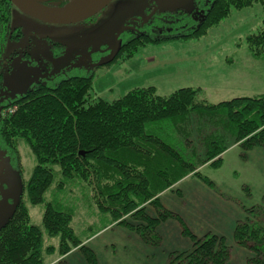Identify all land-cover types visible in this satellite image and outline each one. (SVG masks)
Masks as SVG:
<instances>
[{
  "label": "trees",
  "instance_id": "16d2710c",
  "mask_svg": "<svg viewBox=\"0 0 264 264\" xmlns=\"http://www.w3.org/2000/svg\"><path fill=\"white\" fill-rule=\"evenodd\" d=\"M253 3L264 8V0H210L196 25L193 13L181 12L188 19L181 20L178 29L182 31L175 38L203 36L232 9L242 10ZM11 7L8 0H0V59L7 38L13 39L17 31L10 26ZM141 39L127 44L123 51L134 49L137 43L167 38L149 34ZM246 42L252 56L264 57V27ZM92 77L59 79L50 89L37 85L0 110V151L18 156V144L23 141L35 160L20 200L0 227V264H45V254H52L55 248L60 258L77 249L86 264H98L84 241L114 223L136 233L144 243L158 246L160 237L154 229L173 217L159 206L160 193L189 175L212 186L198 169L206 164L220 168L229 143L238 144L244 152L264 148V93L211 104L198 100L199 89L180 88L161 97L148 87L107 102L92 99ZM9 109L13 112L8 113ZM55 175L59 176L56 189L66 185L83 188L110 220L81 239L71 226V207L63 210L49 202L41 226L31 224L26 205L44 203ZM146 204L156 208V217L145 213ZM174 218L191 248L171 254L168 264H228L229 247L222 238L211 234L197 238L179 217ZM43 232L58 238L55 248L43 246ZM233 241L254 252L250 264H264L263 228L248 221L239 223ZM57 264L67 263L61 258Z\"/></svg>",
  "mask_w": 264,
  "mask_h": 264
},
{
  "label": "rangeland",
  "instance_id": "374dc122",
  "mask_svg": "<svg viewBox=\"0 0 264 264\" xmlns=\"http://www.w3.org/2000/svg\"><path fill=\"white\" fill-rule=\"evenodd\" d=\"M201 1L203 4L198 5L196 0H113L93 22L73 25L43 23L12 6L10 24L18 27L21 34L18 40L6 43L0 96L11 100L39 82L53 84L58 77L89 73L93 76L92 99L101 98L107 102L135 88L148 87H153L161 97L180 88L199 89L198 100L211 104L263 94L264 57L252 56L246 39L264 27V8L253 3L242 10L232 9L218 26L210 28L203 36L170 38L181 33L182 30L177 28L181 20L188 19L181 17L179 12L193 13L195 17H191L196 19L195 25L202 20L206 8L203 5L210 0ZM152 7L156 8V14L146 26L140 27V31L149 34L161 31L158 37L167 39L157 43H137L136 51L122 49L111 62L102 66L90 64L89 56L94 63L106 62L115 49V35L122 25L133 18L143 21ZM184 28L187 30V26ZM131 50L135 51L132 55ZM14 51L17 54L11 57ZM194 142L198 153H202L200 143ZM223 155L220 168L214 169L206 164L198 169L212 186L195 177L180 187L178 181L162 192L164 196L159 197L162 193L157 196L161 209L171 212L173 217L154 229L160 237L159 245H146L160 250L159 231H168V220H174L171 225H177L175 215L197 238L207 234L222 238L229 247L228 264H250L254 252L237 246L233 234L236 225L245 221L264 229V148L244 152L238 144L229 143ZM34 166V157L23 141L18 144V156L0 151V227L20 200L22 185L29 180ZM58 180L59 176L55 175L43 204L26 205L31 224L41 226L44 206L49 202L59 204L63 210L71 207V226L78 238H85L90 230L99 229L107 222L108 216L99 211L90 193L83 188L68 187L70 185L58 190L55 188ZM143 207L146 214L156 217V208L148 204ZM128 218L125 220L131 222ZM110 226L117 225H107L105 232L100 231L104 233L98 239L85 244L100 264H148L149 260L157 264L158 255L152 256L144 249L133 250L132 237L126 239L121 231L110 230ZM186 242L189 250L191 242L186 237L182 240L171 238L166 245L185 248ZM57 243V237L49 238L43 232L45 248H55ZM181 252L184 251L168 252L165 264L171 254ZM61 258L66 262L64 257ZM61 258L55 248L52 254H45V264L57 263Z\"/></svg>",
  "mask_w": 264,
  "mask_h": 264
},
{
  "label": "water",
  "instance_id": "95a60500",
  "mask_svg": "<svg viewBox=\"0 0 264 264\" xmlns=\"http://www.w3.org/2000/svg\"><path fill=\"white\" fill-rule=\"evenodd\" d=\"M8 1L11 3L12 6L16 7L22 13L43 23L55 24V25H73V24L81 23L85 20L94 17L102 10H104L113 0H88L80 7L71 11H62V9L67 4L59 8H49L41 4V2L43 1H52V0H8ZM155 11L156 8L153 7L151 13L146 17L143 23L147 22L148 19L155 13ZM127 30L129 29L123 28L118 31V33L115 35V49L112 55L106 62L97 64L96 67L111 62L117 56L121 48V40L118 39V37L122 32Z\"/></svg>",
  "mask_w": 264,
  "mask_h": 264
},
{
  "label": "crops",
  "instance_id": "0c3cea01",
  "mask_svg": "<svg viewBox=\"0 0 264 264\" xmlns=\"http://www.w3.org/2000/svg\"><path fill=\"white\" fill-rule=\"evenodd\" d=\"M233 148V147H232ZM223 157L224 155L222 156V162H223ZM193 178L195 177H186L184 179H182L181 181H179V183L177 184L178 187H180L182 184L188 182L189 180H192ZM168 192V191H167ZM164 193L160 194V198L162 197ZM164 196V195H163ZM162 200V199H160ZM236 210H238V208H236ZM197 212V211H195ZM180 216V215H179ZM174 220H168L166 222H168L167 224L170 225V227L168 228V231H164V232H160L159 231V234L161 236V241H162V245L161 247L159 248L160 250H155V248H152L151 246H148L146 245L145 243H142L141 240L137 237V236H134L132 232L126 230L125 228L123 227H120V226H110L109 229L110 230H113L115 229L116 230H119L121 231L124 235H125V238L126 239H130V237H132V240L133 242L131 243V246L133 248V250H141V249H144L146 251H148V254L152 255V256H155V255H158L159 256V260L157 262V264H165V257L166 255L168 254V252H171V251H186L188 248H189V244L186 242V247L185 248H181V246H167L166 245V241L168 240H171V238H178L179 240H182V238L184 237L182 234H181V229H180V225L179 223L177 225L172 224ZM177 222V221H176ZM175 223V222H174ZM166 224V225H167ZM231 229H233V226H231ZM108 230V228H107ZM102 231H106L105 230H102ZM103 232V233H104ZM102 233V234H103ZM101 232L97 233L95 236H93L92 238H89V240H87L84 244L88 243V242H93L95 241L96 239H98L101 235ZM185 238V237H184ZM65 260H66V263L67 264H86L84 258L82 257V255L78 252L77 249H73L72 251H70L68 254H66L64 256ZM148 258H149V255H148ZM160 259L162 261H160ZM98 261V260H97ZM155 261L152 260V262L149 260L148 261V264H154ZM99 263V261H98ZM50 264H57L56 261H53L51 262ZM100 264V263H99ZM102 264V263H101Z\"/></svg>",
  "mask_w": 264,
  "mask_h": 264
},
{
  "label": "flooded vegetation",
  "instance_id": "af4514ba",
  "mask_svg": "<svg viewBox=\"0 0 264 264\" xmlns=\"http://www.w3.org/2000/svg\"><path fill=\"white\" fill-rule=\"evenodd\" d=\"M58 1V0H57ZM57 1H55V2H41V4L43 5V6H46V7H49V8H53V7H62V6H64L65 4H67V0H59V2H62L63 4L62 5H58V2ZM201 0H196V3L199 5L201 2H200ZM203 4V3H202ZM209 4H210V2H209ZM203 6H205V4L203 5ZM152 9H153V7L151 8V9H149V11H148V15L151 13V11H152ZM180 13V12H179ZM156 14V11H155V13L148 19V21L147 22H145V23H143V21L146 19V17L148 16H146L145 17V19H143V21H141L140 19L138 20V19H128L122 26V28H120V29H123V28H128L129 30H127V31H124V32H122L120 35H119V37H118V39H120L121 40V48H120V51L122 50V49H124V46H126L127 44L129 45V44H131L133 41H135V40H137V41H140V39L141 38H143V37H147L148 35H149V32H146V31H140V27L141 26H146L150 21H151V19L154 17V15ZM98 15L99 14H97V15H95L94 17H92V18H90V19H88V20H85V21H83V22H81V23H91V22H93L94 20H96V18L98 17ZM10 26H11V24H10ZM180 27V26H179ZM11 28H13V29H16L17 31L15 32V37L13 38V39H10V36L7 38V40H6V42H5V44H4V47H3V51H2V58L0 59V91H1V77H2V73H1V67H2V64H3V62L5 61V55H4V50H5V46H6V43L9 41V40H18V38H19V36H20V34H21V31L19 30V28L18 27H12L11 26ZM178 29V28H177ZM160 33H161V31H157V33H154V34H150V35H154L155 37H157L158 39H160V38H164V37H158L159 35H160ZM125 36V37H124ZM173 37H175L174 35L172 36V37H170V38H173ZM167 38V37H166ZM142 40V39H141ZM119 51V52H120ZM17 54V52L16 51H14L12 54H11V57L13 56V55H16ZM119 54V53H118ZM117 54V55H118ZM89 61H90V64L91 65H97V63H94L95 61L93 60V58H92V56H89ZM80 70H85V69H79V71ZM89 74H92V73H89ZM60 79H65V78H60ZM57 80H59V77H58V79ZM55 83H53V84H51V83H49V84H45V83H43V82H39V83H37L35 86H37V85H45V87L47 88V89H50L51 87H53V85H54ZM35 86H33V87H35ZM33 87H31V88H33ZM30 88V89H31ZM30 89H28V90H30ZM28 90H26L22 95H18V96H16L14 99H11V100H7L6 99V97H4V96H0V110H2V107L4 106V105H10L13 101H15L16 99H18V98H21V97H23V95L28 91Z\"/></svg>",
  "mask_w": 264,
  "mask_h": 264
},
{
  "label": "bare ground",
  "instance_id": "6f19581e",
  "mask_svg": "<svg viewBox=\"0 0 264 264\" xmlns=\"http://www.w3.org/2000/svg\"><path fill=\"white\" fill-rule=\"evenodd\" d=\"M69 2L67 5L62 9V11H71L74 10L84 3H86L88 0H68Z\"/></svg>",
  "mask_w": 264,
  "mask_h": 264
},
{
  "label": "built area",
  "instance_id": "2783aa9c",
  "mask_svg": "<svg viewBox=\"0 0 264 264\" xmlns=\"http://www.w3.org/2000/svg\"><path fill=\"white\" fill-rule=\"evenodd\" d=\"M7 112H8V113H11V112H13V109H9ZM3 114H4V113H3ZM5 114H6V112H5Z\"/></svg>",
  "mask_w": 264,
  "mask_h": 264
}]
</instances>
